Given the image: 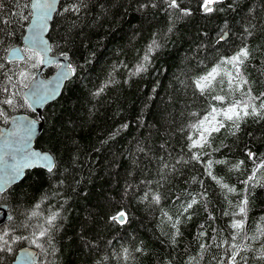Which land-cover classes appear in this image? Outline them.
<instances>
[{
    "label": "trees",
    "instance_id": "obj_1",
    "mask_svg": "<svg viewBox=\"0 0 264 264\" xmlns=\"http://www.w3.org/2000/svg\"><path fill=\"white\" fill-rule=\"evenodd\" d=\"M76 2H59L48 34L52 54L67 55L72 70L59 98L42 111L36 140L53 156L54 168L27 171L0 195L10 215L0 235L8 233L5 247L13 250L0 252V264H10L25 246L37 250L36 264H231L233 245L239 246L236 264H264L258 232L264 227V169L258 183H242L260 162L248 153L264 154V119L245 117L235 135L224 121L209 137L210 146L189 148V137L199 138L192 125L212 107L246 99L249 90L260 97L257 106L264 100V0H222L213 7L223 11L211 14L202 11V0H178L190 16L169 9L166 0H82L79 12L65 11ZM0 4V125L7 126L14 114L39 118L23 90L41 56L29 60L32 52L23 49L24 60L8 59L12 47L22 46L31 0ZM224 33L227 38L220 39ZM153 41L157 46L149 52ZM245 46L250 55L240 71L247 83L237 90L221 73L202 94L197 79ZM142 62L147 70L134 74ZM57 67L44 68L42 75ZM221 67L234 73L231 65ZM216 95L225 100H213ZM194 152L203 155L194 160ZM208 161L213 175L235 192L207 175ZM240 161V169H233ZM244 197L242 217L236 206ZM120 210L127 216L123 224L109 219ZM52 213L58 215L50 226ZM241 218L244 228L237 232L231 225ZM45 228L43 247H36L33 233Z\"/></svg>",
    "mask_w": 264,
    "mask_h": 264
},
{
    "label": "snow or ice",
    "instance_id": "obj_2",
    "mask_svg": "<svg viewBox=\"0 0 264 264\" xmlns=\"http://www.w3.org/2000/svg\"><path fill=\"white\" fill-rule=\"evenodd\" d=\"M221 2L222 0H202L201 9L204 13H208V14H211L214 11H223L222 8L216 9L213 7V5L219 4ZM166 3L168 4L169 9L177 10L181 14V16H190L192 14L190 9L181 7V3L178 2V0H166ZM80 6H82V0H77L75 4L71 5L69 8H66L65 11L79 12ZM33 7H43L44 9H46V11L37 15L36 20L33 21L34 37H38L39 32L46 30V27H47L46 20L50 18V13L52 9L54 8V0H52V2H46L43 5H40L39 3H37V4H34ZM2 8H3V5L0 4V9ZM229 8H232L231 4L229 5ZM28 18L29 17L27 15L23 16L24 20H28ZM6 23H11V21H7ZM252 27H254V25ZM169 31H171V28L169 29ZM246 32L248 35H252V31L250 29H246ZM30 39H33V38L30 37ZM220 39H224V36H221ZM156 46L157 45L155 41H153V43L149 45V52H151L153 48ZM10 51H12L14 59L16 60L25 59L24 56L20 55V51L22 50L12 49ZM29 51H32V56L28 57L29 60H31L32 57L39 58L40 56L39 52L31 50V49H29ZM249 55H250L249 49L246 46L241 47L234 55L221 60L219 64L211 68L205 75L199 77L196 81V87L200 89L202 94H204L206 91H211L213 81H215L216 78L220 76L221 73H223V75L228 78L229 85H232L235 82L236 89L239 90V87L241 84L247 83V80H245L243 76L241 75L240 69H241V66L244 64L245 60H247V58L249 57ZM148 60H149V57L146 54L143 58V61L147 62ZM144 62H142L136 67L134 74L147 70L144 65ZM25 63H27V61H25ZM222 65H231L232 69H234V73L233 71L225 70L224 68L221 67ZM35 66L36 65L34 64L33 67ZM2 68H3V64H0V69ZM19 75L20 77L24 79L28 78V73L24 70H21L19 72ZM7 79L10 82L12 80V77L8 76ZM25 87H27V85H25ZM4 90L7 91V89H4ZM103 90L104 88L101 87V89L98 90L97 94H99V92H102ZM243 95L246 97V99H243V100L233 99L229 102L228 106L225 108L212 107L211 111L208 113L207 116L199 120L196 124H193L192 127L197 129L199 132V138L194 139L192 137H189V139L191 140V144L189 145V148L190 149H193V148L202 149L205 145L210 146L209 137L211 136L213 132H219L220 129L225 126L224 121L231 122L230 124L231 134L235 135L240 130V122L243 121L245 117L258 116L259 118L264 119V100H261L259 105L257 106L254 103V100L260 99V97H252L250 94V90L249 92L244 93ZM260 95L264 96V93H261ZM212 99L222 102L225 100V97L221 95H216V96H213ZM4 102L11 104L12 100L8 99ZM0 115H2V113H0ZM217 116H221L223 117V119L217 120L216 119ZM123 127H127V125H124ZM216 150L218 149H214V151ZM200 155H203V153L201 152L200 154H197L194 152L192 155V159L199 160ZM248 157L249 159L254 160V162L256 159H259L260 162L255 164V167L252 169V175H249L246 180L242 181V183L245 184L246 186L252 184L253 182L258 183L259 180L257 179V174L260 173L262 169H264V154H262L261 157H256L254 153L249 152ZM39 159H42L45 161V166L48 168L49 171L52 170V163H51L50 156L43 155V156H40ZM215 163H226V162L225 161H215ZM243 163H244L243 161H240L236 164H233L232 168L239 170ZM212 165H213V161H208L207 166H206L207 175L210 176L213 180H216L218 184H221V187L227 189L229 193L235 192L236 189L234 186L223 184L216 176L213 175L211 171ZM27 166H28L27 164L23 165V167H27ZM16 174H19V168L16 169ZM12 178L14 179L15 176H13ZM144 198L145 199L147 198V194ZM153 199L157 203H159L160 197L157 195V196H154ZM195 203H196V200L193 199L191 203L187 205V208H191L192 205ZM247 204H248V199L247 197H244L236 206L238 208V213L242 217L246 216L247 214ZM187 208L185 209V211H187ZM32 215H36V213L34 212L32 213ZM57 215L58 213H52L50 216L47 217L48 225L51 226L54 224L55 220L57 219ZM165 215H167V213H165ZM109 219L114 222L123 224L127 221V216H126L125 211L120 210L116 214L110 216ZM169 219H171V217H169ZM176 223H179V221L177 220ZM244 223L245 221L243 218L235 219L231 227L236 229L237 232H240L244 228ZM173 227H175V224L173 225ZM258 232L260 235L264 236V227L258 228ZM47 234H48L47 228L40 230L38 233V236L36 233H33L32 244H34L36 247L42 248L43 245L39 242V237H45ZM176 234L179 235L178 229H177ZM7 235L8 233H4L3 235H0V241H3V244H0V252H3V251L12 252L13 251L11 247H5L6 245H8V241L4 239V237ZM200 235L203 236L204 233L201 232ZM21 238L22 237H17L16 239H21ZM253 238H258V237H253ZM200 247L202 250H206L207 248L205 244H201ZM232 247L235 250L232 252L230 256V260H231V264H236V256L239 253V246L233 245ZM124 253H125V258L127 259L128 249L125 248ZM262 256H264V253H262ZM0 259H2V257H0ZM22 259L25 261H31L32 259L31 254L28 252H25Z\"/></svg>",
    "mask_w": 264,
    "mask_h": 264
},
{
    "label": "water",
    "instance_id": "obj_3",
    "mask_svg": "<svg viewBox=\"0 0 264 264\" xmlns=\"http://www.w3.org/2000/svg\"><path fill=\"white\" fill-rule=\"evenodd\" d=\"M60 1L54 0V8L50 13V18L46 20V30L39 32L38 37H34L33 21L36 20L37 15L43 13L46 9L33 7V5L37 3L43 5L46 2H52V0H31V17L25 29L22 46H15L10 49L22 50L20 51L22 56H24L23 49H31L40 53L41 66L23 90L25 100L39 118L25 113H18L10 117L7 126L0 125V194L20 182L27 171L34 169L49 171L45 166V161L39 159L40 156H50L52 169L54 168L53 156L48 151L37 148L36 140L43 130L42 111L48 104L59 98L66 83L72 78V70L67 55L52 54L48 38L50 24ZM223 36V40H225L227 33H224ZM30 37L33 39H30ZM10 50L7 56L8 59L16 60ZM52 64H58V67L49 77H44L42 75L43 69ZM25 164L28 166L23 167ZM17 168H19V174H16ZM13 176H15L14 179ZM8 220L7 206L0 204V225ZM25 252L31 254V261L22 259ZM37 260L38 252L25 246L17 251L10 264H36Z\"/></svg>",
    "mask_w": 264,
    "mask_h": 264
},
{
    "label": "bare ground",
    "instance_id": "obj_4",
    "mask_svg": "<svg viewBox=\"0 0 264 264\" xmlns=\"http://www.w3.org/2000/svg\"><path fill=\"white\" fill-rule=\"evenodd\" d=\"M36 250V249H35Z\"/></svg>",
    "mask_w": 264,
    "mask_h": 264
}]
</instances>
